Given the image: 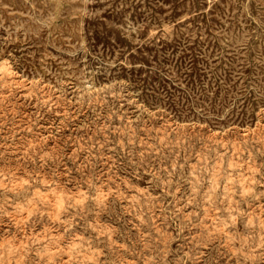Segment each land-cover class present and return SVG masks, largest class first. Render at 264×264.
<instances>
[{"label": "rangeland", "instance_id": "374dc122", "mask_svg": "<svg viewBox=\"0 0 264 264\" xmlns=\"http://www.w3.org/2000/svg\"><path fill=\"white\" fill-rule=\"evenodd\" d=\"M0 264H264V0H0Z\"/></svg>", "mask_w": 264, "mask_h": 264}]
</instances>
